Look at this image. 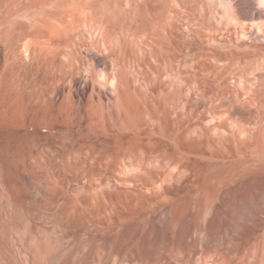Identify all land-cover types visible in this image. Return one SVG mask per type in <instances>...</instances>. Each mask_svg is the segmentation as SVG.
<instances>
[{"label": "rangeland", "instance_id": "obj_1", "mask_svg": "<svg viewBox=\"0 0 264 264\" xmlns=\"http://www.w3.org/2000/svg\"><path fill=\"white\" fill-rule=\"evenodd\" d=\"M13 1L21 0L0 1V264H264V8L256 0H169L177 12L159 11L168 30L151 35L160 43L145 56L129 48L128 65L114 66L115 54L99 51L81 27L71 42L78 61L68 70L61 51L42 52L38 41L51 43V35L38 39L24 12L8 9ZM22 41L32 42L28 56ZM56 67H66L65 79ZM118 67L141 117L117 115L107 92L93 101L108 116L101 108L105 118L93 122L80 102L90 106L97 70L111 76ZM70 100L78 124L60 112Z\"/></svg>", "mask_w": 264, "mask_h": 264}, {"label": "bare ground", "instance_id": "obj_2", "mask_svg": "<svg viewBox=\"0 0 264 264\" xmlns=\"http://www.w3.org/2000/svg\"><path fill=\"white\" fill-rule=\"evenodd\" d=\"M1 1V0H0ZM22 1V0H21ZM21 1H19V2H15V1H13L10 5H9V7H8V9L9 10H11V12H13V11H23L24 12V14L23 15H21V17H23V18H25L28 22L26 23L25 21H24V24H26V26L29 28V27H34V28H36V31H35V34H36V37L39 39V38H45L44 37V34H45V32L46 33H48V34H50L51 35V40H53V41H51L50 40V42L52 43V42H54V41H58V40H60L61 38L60 37H62V39L59 41V44H51V43H49V41H38V46H39V48L42 50V52H44V51H46L49 55H51V56H56V55H54V52H56V51H61L63 54H61V55H63L65 58H66V64L68 63L69 65V68H68V70L69 69H71L72 67H71V65L73 64V62L75 61V59H77V58H75V51H74V53L71 51V42L73 41V43H75L74 42V39L73 38H77L78 36H76V37H74L75 35H77L78 34V31H79V29H81V27H83L84 29H81V30H84V32L87 30L88 32H89V36H91L92 37V39H95V45H97L98 46V48H99V51L100 50H102L103 52L105 51V52H107V53H113V54H115V56H114V58L113 59H115V60H113L114 61V66H117V61H119V63L120 64H122V65H124L125 64V62H127L126 61V59H128V57H127V53H128V50H129V48H131L132 50H133V53H131V56H132V54H135V56L136 55H138V54H136V53H134V52H136L135 50H137L139 53H141V55H144L145 56V53H147V51H148V47H151V51H153L152 49H154L152 46L153 45H155V44H158V43H160V42H158V41H153V37L151 36V35H154V36H158L159 34V36H160V38L163 36V34L164 33H162L161 31H164L165 30V28L168 26V25H166V27H164V23L165 22H167L166 20H163L165 17H162V15H160L159 14V11H163L166 7V9H167V11L170 13V10H168L169 8V5H167L168 4V2H169V4H170V2L171 1H169V0H26V1H23V2H21ZM173 1V0H172ZM174 1H176V0H174ZM225 1V0H224ZM179 2V1H178ZM225 3V2H224ZM224 3H223V5H224ZM176 4H177V2H176ZM176 4H175V6L173 5V8H177L176 7ZM256 4L260 7V9L261 8H264V0H256ZM232 5V4H231ZM171 9V8H170ZM226 9V8H225ZM177 10V9H176ZM38 11H39V13L41 14H44L43 16H44V19L43 20H40L39 19V17H38ZM165 11V10H164ZM167 12V13H168ZM172 13H170V14H173L174 12H177V11H175V10H173V11H171ZM5 13H6V10H5ZM14 13V12H13ZM16 13V12H15ZM14 13V14H15ZM165 13H166V11H165ZM175 14V13H174ZM13 15V14H12ZM167 15V14H166ZM178 15H179V9H178ZM47 16H50V17H54L53 18V21L52 20H50V19H47ZM176 16V15H175ZM175 16H173L174 18H176ZM4 17H5V15H4ZM8 17H9V15H8ZM56 17H59V18H56ZM167 20H169V19H167ZM175 20V19H174ZM174 20H173V23H174ZM40 21H44L45 23L47 22L48 24H45V25H53V26H50V27H53L54 29H55V33H51V32H53V31H50L51 29H46L45 28V26H41L40 25ZM55 21V22H54ZM165 21V22H164ZM169 22V21H168ZM171 22V21H170ZM173 23H171L172 24V27L173 26H176V25H173ZM23 24V23H22ZM166 24V23H165ZM256 24V22L254 23V25ZM19 26V25H18ZM19 29V28H18ZM17 29V30H18ZM53 29V30H54ZM49 30V31H48ZM151 30H152V32H151ZM168 30V29H167ZM167 30H165V31H167ZM169 30H171V29H169ZM164 31V32H165ZM256 31V30H255ZM26 32H28V31H26ZM31 32V31H30ZM81 32V31H80ZM173 32V31H172ZM171 32V33H172ZM2 33V32H1ZM29 33V32H28ZM162 33V34H161ZM4 34V33H3ZM21 34V33H20ZM23 34H27V33H24V31H23ZM166 34H168V35H171V34H169V33H166ZM173 34V33H172ZM5 35V34H4ZM43 35V36H42ZM55 35H57L58 37H56ZM62 35H66V36H68V39H64V38H67V37H64V36H62ZM79 35V34H78ZM175 35V34H174ZM15 35H13V37H14ZM21 36V35H20ZM28 36V35H27ZM53 36H55L56 38H54V39H52V37ZM176 36V35H175ZM26 37V36H25ZM29 37V39H31V37H35V36H28ZM35 37V38H36ZM48 37H49V35H48ZM47 36H46V38H48ZM83 37V36H82ZM21 38V37H20ZM19 38V39H20ZM32 38V39H33ZM87 38V37H86ZM155 38V37H154ZM159 38V37H158ZM78 39H80V37H78ZM155 39H157V38H155ZM171 39V38H170ZM9 40V39H8ZM26 41V40H25ZM161 42L163 41V40H160ZM164 41H165V39H164ZM164 41H163V43H161V44H164ZM168 41V40H167ZM23 42V41H22ZM48 42V43H47ZM78 42V41H77ZM76 42V43H77ZM88 42V41H87ZM152 42H155V44H152ZM158 42V43H157ZM172 42V41H171ZM174 42V41H173ZM24 43L25 42H23L22 43V47H24ZM79 43V42H78ZM92 43V42H91ZM90 44V43H89ZM151 44H152V46H151ZM161 44H159V46L161 45ZM33 45H36V44H33ZM80 45V44H79ZM91 45V44H90ZM165 45V44H164ZM171 45H173L172 43H171ZM78 46V45H77ZM77 46H73V48L75 47V48H77L78 49V47ZM83 46V45H82ZM85 46H86V43H85ZM88 46V45H87ZM177 46V45H176ZM31 47H32V42H27V44L25 45V47L24 48H26V52H24V53H26L27 55L26 56H28L29 55V53H30V51H31ZM61 47H66V51H67V53H65L64 51H63V49L61 48ZM81 47V46H80ZM92 48H93V46H91ZM91 47H89V48H91ZM171 47H173V46H171ZM180 47V46H179ZM23 48V49H24ZM61 48V49H60ZM88 47H87V49H89ZM163 48H165V46L163 47ZM34 49H37V47L36 48H34ZM60 49V50H59ZM68 49H70V50H68ZM157 49V48H156ZM25 50V49H24ZM44 50V51H43ZM164 50V49H163ZM36 51V50H35ZM78 51V50H77ZM101 51V52H102ZM37 52H39V51H37ZM100 52V53H101ZM131 52V51H130ZM154 52V51H153ZM46 53V54H47ZM99 53V54H100ZM152 53V52H151ZM151 53H149L148 52V54H151ZM77 54H78V52H77ZM153 54V53H152ZM151 54V55H152ZM103 55V54H102ZM140 54H139V56H141ZM154 55L155 54H153L152 55V57H154ZM157 55V54H156ZM134 56V57H135ZM76 57H79V56H76ZM130 57V56H129ZM134 57H133V59H134ZM46 58V57H45ZM56 58V57H55ZM85 58V57H84ZM137 58H138V56H137ZM140 58V57H139ZM138 58V59H139ZM145 58V57H144ZM54 59V58H53ZM89 59V58H88ZM131 59H132V57H131ZM141 59L143 60V56L141 57ZM156 59H157V57H156ZM101 60V59H100ZM137 60V59H136ZM145 60V59H144ZM148 60V59H147ZM149 60H151L150 58H149ZM148 60V61H149ZM77 61H78V59H77ZM132 60H130L129 62H131ZM140 61V60H139ZM52 62V61H51ZM137 62V61H136ZM144 62V61H143ZM155 62H157V60L155 61ZM99 62L98 61H95V64H98ZM140 63H142V62H140ZM146 63L147 62H145V65H146ZM151 63H152V61H151ZM217 63V62H216ZM51 64V63H50ZM49 64V65H50ZM65 64V65H66ZM105 64V63H104ZM111 65H112V63H110ZM64 65V66H65ZM106 66H107V63L105 64ZM122 65H121V67H122ZM125 65H128L127 63L125 64ZM160 65H162V64H160ZM202 65V64H201ZM101 66V65H100ZM148 66V65H147ZM156 66V65H155ZM121 67H118L117 69H119V70H115V72H114V74L112 75V73H111V76H109L108 75V73L106 72V71H104V70H100V71H96V80H95V78L93 79V80H95L96 82H97V84H95L94 83V85L93 86H91L92 87V92H89L90 94L92 93V95L90 96L89 94V96H90V98H91V100H89L90 101V106L87 104H84L83 105V103H81L80 102V104H81V106H82V108H84L85 110H86V114H88V118L89 119H91V118H94V116H95V114H96V118H97V114L98 115H107V113L104 111V107L106 106H103V104H102V106L100 107H98V106H94L95 104L96 105H101V104H97V103H99V100L100 99H103L104 97L103 96H105L106 94H107V92H111L112 93V95L111 96H113L112 97V101H113V99L115 100V101H113V102H115V104H113V105H116V102H117V104H118V106H119V112H118V110H117V115H119L118 113H121V110H123V112H124V110L125 111H134L135 112V110L137 111V113H139V110L140 109H136V108H139V106L137 107V104L138 105H140L139 104V102H137V100H136V98H134V100H132L133 99V97H135L134 95V92H131L132 90L130 89V85L132 84V83H130L129 82V80L130 79H128V74L125 72V70L123 69V68H121ZM124 67V66H123ZM135 67V66H134ZM150 67V66H149ZM148 67V68H149ZM159 67V66H158ZM57 68V67H56ZM56 68H55V71H57L58 73H60L61 75H62V77L64 78L65 76H66V72L67 71H65L64 70V68H66V67H58L57 68V70H56ZM147 68V69H148ZM212 68V67H211ZM92 69H95V68H92ZM97 69V68H96ZM102 69V68H101ZM107 69V68H106ZM113 69H115V67L113 68ZM122 69V70H121ZM142 69V68H141ZM151 69V68H150ZM155 69V68H154ZM160 69V68H159ZM42 70V69H41ZM53 70V69H52ZM73 70V69H72ZM146 70V69H145ZM149 70V69H148ZM152 70V69H151ZM129 71V70H128ZM147 71V70H146ZM153 71V70H152ZM74 71H72L71 73H73ZM109 72V71H108ZM143 72V71H142ZM154 72V71H153ZM76 73V72H75ZM146 73V72H145ZM144 73V74H145ZM161 73V72H160ZM159 73V74H160ZM91 74L94 76V74H95V71L94 70H92V72H91ZM129 74H130V72H129ZM156 74H157V76H158V72H156ZM168 74V73H167ZM169 75H170V73H169ZM156 76V77H157ZM95 77V76H94ZM130 77H133V76H130ZM145 76H143V78H144ZM163 77V76H162ZM134 78V77H133ZM137 78V77H136ZM136 78H134V79H136ZM158 78V77H157ZM169 78V77H168ZM65 79V78H64ZM79 79V78H78ZM90 79H92V77L90 78ZM140 79H142L141 78V76H140ZM145 79V78H144ZM159 79H161V78H159ZM158 79V80H159ZM67 80V79H66ZM134 81V80H133ZM156 81V80H155ZM89 82H91L90 80H89ZM148 82V81H147ZM61 83V82H60ZM69 84H70V82H69ZM71 84H72V82H71ZM130 84V85H129ZM20 85V84H19ZM19 85H17V87L19 86ZM89 85L90 84H88V82L86 83L85 82V84H84V86H83V88H81V90H80V88L78 89L79 91H81V94L82 95H84L85 94V92L88 90V87H89ZM151 85V84H150ZM57 86V85H56ZM62 86V85H61ZM80 86V85H79ZM20 87V88H19ZM18 87V90L19 89H21L22 88V86H19ZM138 87H139V84H138ZM137 87V88H138ZM132 88V87H131ZM72 89V88H71ZM139 89V88H138ZM153 89V88H152ZM18 90H17V92H18ZM136 89H134V91H135ZM143 91V90H142ZM141 91V92H142ZM147 91V90H146ZM145 91V92H146ZM154 91V90H153ZM152 91V92H153ZM71 92V91H70ZM69 92V93H70ZM140 92V93H141ZM21 93V92H20ZM44 93V92H43ZM43 93H41V94H43ZM159 93V92H158ZM45 95H46V93H44ZM70 94H72V93H70ZM109 94V93H108ZM134 94V95H133ZM148 94V93H147ZM150 94V93H149ZM157 94V93H156ZM74 95V94H73ZM78 95V94H77ZM141 95H142V93H141ZM151 95V94H150ZM149 95V96H150ZM155 95V94H154ZM160 95V94H159ZM47 96V95H46ZM76 96V95H75ZM94 96H97L98 98H99V100H98V102H94L93 101V98H94ZM146 96V98H147V95H145ZM155 96H157V95H155ZM167 96V95H166ZM45 97V96H44ZM69 97V96H68ZM71 97V96H70ZM73 97V96H72ZM103 97V98H102ZM142 97H144V96H142ZM40 98V97H39ZM145 98V99H146ZM168 98V97H167ZM167 98H164V100H167ZM68 99H70V98H68ZM81 99V98H80ZM86 99V98H85ZM109 99V98H108ZM144 99V100H145ZM156 99H157V97H156ZM159 99V98H158ZM157 99V100H158ZM66 100H67V98H66ZM77 100H78V97H77ZM82 100V99H81ZM154 100V99H153ZM160 100H162V99H160ZM159 100V101H160ZM173 100V99H172ZM172 100H170L171 102H172ZM176 100V99H175ZM47 101H49L50 102V100L49 99H47ZM61 101V100H60ZM76 101V100H75ZM86 101H88V100H86ZM95 101H97L96 99H95ZM102 101V100H101ZM100 101V102H101ZM108 101H110V100H108ZM135 101L137 102V103H135ZM155 101V100H154ZM39 103H40V101H38ZM45 102V101H44ZM48 102V103H49ZM53 102V101H52ZM51 102V103H52ZM83 102V101H82ZM144 102V101H143ZM146 102H148V101H146ZM153 102V101H152ZM42 103V102H41ZM77 103V102H76ZM94 103V104H93ZM112 103V102H111ZM155 103V102H154ZM161 103V102H160ZM163 103V102H162ZM54 104V103H53ZM64 104V105H63ZM80 104H79V106H80ZM106 104V103H105ZM133 104H134V106L135 107H133ZM144 104V103H143ZM173 104V103H172ZM178 104V103H177ZM50 105V104H49ZM61 105H63V106H61V111L60 112H63V115H64V119L65 120H67L68 122H71V123H76V124H78L79 122H76V118H74L75 116V114H77L78 113V110L76 109V105H75V102H73V101H67L66 102V104L65 103H62L61 102ZM86 105V106H85ZM109 105V104H108ZM112 105V106H113ZM48 106V105H47ZM51 106H53V105H51ZM80 106V107H81ZM93 106L96 108L95 110H94V108H93ZM117 106V107H118ZM147 106V105H146ZM158 106V105H157ZM220 106V105H219ZM223 106V105H222ZM41 107H43V106H41ZM45 108H46V106H44ZM43 107V108H44ZM60 107V106H59ZM109 107H110V109H109V111L110 110H113V109H111V106L109 105ZM108 107V108H109ZM116 107V108H117ZM141 107V106H140ZM154 106H152V108H153ZM159 107V106H158ZM157 107V108H158ZM167 107V106H166ZM170 107H172L171 106V104H170ZM55 108V107H54ZM81 108V109H82ZM101 108H102V110L104 111V114H103V111L101 110ZM107 108V109H108ZM135 108V109H134ZM150 108V107H149ZM160 108V107H159ZM164 108H165V106H164ZM219 108V107H218ZM40 109H42V108H40ZM48 109H49V107H48ZM47 109V110H48ZM118 109V108H117ZM142 110H140V111H143V108H141ZM166 109H168V111L170 110V108H166ZM46 110V111H47ZM52 110V109H51ZM76 110H77V113H76ZM101 110V112H99V111ZM149 110V109H148ZM153 110V109H152ZM155 110V109H154ZM188 110V109H187ZM212 110V109H211ZM264 110V109H263ZM42 111H43V109H42ZM45 111V112H46ZM96 111V112H95ZM98 111V112H97ZM107 111V110H106ZM145 111H147V110H145ZM160 111V110H159ZM158 111V112H159ZM168 111L166 110L165 111V113L167 112L168 113ZM262 111V110H261ZM55 112V111H54ZM110 112H112V111H110ZM116 112V111H115ZM134 112H133V114H134ZM151 111H149V113H150ZM190 112V111H189ZM188 112V113H189ZM48 113V112H47ZM52 113V112H51ZM59 113V112H58ZM80 113V112H79ZM102 113V114H101ZM177 113V112H176ZM175 113V115H177ZM210 113H212V112H210ZM258 113H260V111L258 112ZM261 113H263V112H261ZM60 114H62V113H60ZM81 114H83V112L81 113ZM113 114V113H112ZM124 114V113H123ZM125 114L127 115L128 113H126L125 112ZM142 114V113H141ZM151 114H153L154 115V113H152L151 112ZM186 114V113H185ZM213 114V113H212ZM216 114V113H215ZM51 115V114H50ZM80 115V114H79ZM79 115H77V116H79ZM135 115H136V113H135ZM152 115V116H153ZM161 115H163V114H161ZM182 115V114H181ZM258 115V114H257ZM255 116L254 118H256V117H258V116ZM263 115V114H262ZM84 116V115H83ZM108 116V115H107ZM139 116H140V113H139ZM59 117H60V115H59ZM81 117V116H80ZM100 117L101 116H99V119H100ZM104 117V116H103ZM127 117H128V115H127ZM141 117V116H140ZM162 117V116H161ZM165 117V116H164ZM178 117H179V115H178ZM188 117V116H187ZM186 117V115H185V119L187 118ZM260 117V116H259ZM258 117V119L260 120V118ZM263 117H264V115H263ZM105 118V117H104ZM107 118V117H106ZM108 118H110V117H108ZM107 118V119H108ZM154 118V117H153ZM166 118V117H165ZM181 118V117H180ZM184 118V117H183ZM98 118H97V120H99ZM112 119H115V118H112ZM128 119V118H127ZM132 119H135V116H134V118H132ZM184 119V120H185ZM228 119V118H227ZM257 119V118H256ZM255 119V120H256ZM78 120V119H77ZM81 120V119H80ZM94 120V119H93ZM92 119H91V121H93ZM101 120H103V118H101ZM136 121H137V119H135ZM134 120V121H135ZM139 120V119H138ZM158 120H159V118H158ZM181 120V119H180ZM258 120V122L260 123L261 121H259ZM263 120H264V118H263ZM66 121V122H67ZM96 121V120H95ZM100 121V120H99ZM113 121H115V120H113ZM132 121V120H131ZM130 121V122H131ZM165 121H167V120H165ZM186 121V120H185ZM86 122H87V120H86ZM94 122V121H93ZM129 122V121H128ZM127 122V123H128ZM138 122L139 121H137V123L136 124H138ZM177 122V121H176ZM175 122V123H176ZM179 122V121H178ZM182 122V121H181ZM187 122V121H186ZM264 122V121H263ZM74 123V124H75ZM92 123V122H91ZM96 123V122H95ZM227 123H229V122H227ZM242 123V122H241ZM70 124V123H69ZM68 124V125H69ZM98 124V123H97ZM96 124V125H97ZM181 124V123H180ZM179 124V125H180ZM191 124V123H190ZM198 123H196V125H197ZM211 124V123H210ZM94 126V124L92 123L91 124V126ZM129 125V124H128ZM159 125H160V123H159ZM159 125H158V128H159ZM166 125V124H165ZM199 125V124H198ZM222 125V124H221ZM229 125V124H228ZM85 126V125H84ZM90 126V129H93V131H94V129H95V127L96 126H94V128L93 127H91ZM136 126V125H135ZM181 126V125H180ZM183 126V125H182ZM193 126H195V125H193ZM256 126V125H255ZM255 126L253 127V128H255ZM128 127V126H127ZM164 127V126H163ZM196 127V126H195ZM194 127V128H195ZM167 128V127H166ZM247 128V127H246ZM89 129V131H92V130H90ZM174 129V128H173ZM197 129V131H198V129H201V128H196ZM222 129V128H221ZM229 129V128H228ZM231 129V128H230ZM248 129V128H247ZM252 129V128H251ZM95 130H97V128L95 129ZM163 130H166V129H164L163 128ZM187 130V129H186ZM212 130V129H211ZM226 130V129H225ZM171 131V130H170ZM170 131H169V133H170ZM174 131V130H173ZM222 131V130H221ZM261 131V130H260ZM264 131V130H263ZM134 132V131H133ZM159 132V131H158ZM163 132V131H162ZM162 132L160 131V134H162ZM186 132V131H185ZM210 132V131H209ZM208 132V133H209ZM254 132H256V131H254ZM94 133V132H93ZM165 133H167V132H165ZM195 133H197V132H195ZM214 133V132H213ZM219 133V132H218ZM229 133V132H228ZM245 133V132H244ZM133 134H135L136 136H137V134L136 133H133ZM159 134V133H158ZM171 134H173V133H171ZM232 134V133H231ZM256 134H257V132H256ZM262 134V133H261ZM260 134V135H261ZM119 135V134H118ZM175 135V134H174ZM208 135V134H207ZM212 135V134H211ZM228 135V134H227ZM259 135V134H258ZM134 136V135H133ZM162 136H164V135H162ZM204 136H206V135H204ZM223 136H224V132H223ZM118 137V136H117ZM131 137V136H130ZM166 137V136H165ZM168 137H169V135H168ZM173 137V136H172ZM132 138V137H131ZM130 138V140H128V142L130 141L131 142V139ZM137 138V137H136ZM177 138H179L178 136H177ZM176 138V139H177ZM201 138V137H200ZM211 138V137H210ZM246 138H249L248 136H246ZM258 138V137H257ZM118 140H119V138H117ZM122 139V138H121ZM134 139V138H133ZM171 139V138H170ZM206 139V138H205ZM219 139V138H218ZM222 139V138H221ZM259 139H260V137H259ZM117 140V141H118ZM213 140H214V138H213ZM226 140V139H225ZM134 141L136 142V139H134ZM178 141V140H177ZM197 141V140H196ZM201 141V140H200ZM200 141H198V142H200ZM219 141V140H218ZM259 141V140H258ZM261 141V140H260ZM264 141V140H263ZM123 142V141H122ZM222 142V141H221ZM257 142V141H256ZM220 143V142H219ZM225 143V142H224ZM229 143V142H228ZM237 143V142H236ZM253 143V142H252ZM261 143V142H260ZM128 144V143H127ZM176 144V143H175ZM196 144V143H195ZM199 144V143H198ZM216 144V143H215ZM121 145H123L122 143H121ZM121 145H116V146H119V148H121L122 149V147L123 146H121ZM128 145H130V144H128ZM177 145L179 146V144H178V142H177ZM176 145V146H177ZM181 145V144H180ZM218 145V144H217ZM221 145H222V143H221ZM259 145V143L257 144V146ZM121 146V147H120ZM127 146V145H126ZM131 146V145H130ZM177 146V147H178ZM214 146V145H213ZM223 146V145H222ZM227 145H225V147H226ZM231 146V145H230ZM237 146V145H236ZM235 146V147H236ZM243 146V145H242ZM260 146V145H259ZM224 147V148H225ZM244 147V146H243ZM251 147H253V146H251ZM255 147V146H254ZM260 147H262V146H260ZM124 148V147H123ZM134 148V147H133ZM214 148V147H213ZM221 148H223V147H221ZM220 148V149H221ZM229 148V147H228ZM237 149V148H236ZM235 149V151H237ZM239 149V148H238ZM262 148H260V150H261ZM218 150H219V148H218ZM223 150V149H222ZM225 150H227V149H225ZM233 150V149H232ZM243 150V149H242ZM248 150V149H247ZM122 151H124V152H126L127 151V149H123ZM176 151H178V150H176ZM185 150H181V152H180V150H179V152L180 153H186V151L184 152ZM231 151V150H230ZM251 151H254V150H252L251 149ZM250 151V152H251ZM131 152V151H130ZM222 152V151H221ZM224 152V151H223ZM238 152V151H237ZM242 152H244V151H242ZM245 152H247L246 150H245ZM259 152H261L262 153V151H259ZM180 153H176V154H180ZM189 153V152H188ZM255 153H257V151L255 152ZM118 154V153H117ZM124 154V153H123ZM173 155H170V154H168V153H166V158H169L168 157V155H170V158H174V157H172V156H174V154H175V152L174 153H172ZM223 154V153H222ZM233 154V153H232ZM236 154V153H235ZM238 154V153H237ZM244 154V153H243ZM242 154V155H243ZM182 155V154H181ZM181 155H178L179 157L181 156ZM258 155H260V153L258 154ZM183 156V155H182ZM241 156V155H240ZM254 156L255 157H257V155H255L254 154ZM254 156H251V157H254ZM261 156H263L262 154H261ZM162 157V156H161ZM164 157V156H163ZM178 157V158H179ZM166 158H163V159H166ZM175 158H177L176 156H175ZM182 157H180L179 158V161H180V159H181ZM183 158H185V157H183ZM239 158V157H238ZM241 158V157H240ZM242 158H244V156L242 157ZM161 159V158H160ZM186 159V158H185ZM167 160V162L166 163H168L169 161V159H166ZM165 160V161H166ZM175 159H173V161H174ZM178 160V159H177ZM182 160H184V159H182ZM236 160H238L237 158H236ZM245 160V159H244ZM250 160H252V159H250ZM164 161V160H163ZM179 161H176L177 162V164H178V162ZM242 161V160H241ZM241 161H238V162H240L241 163ZM248 161V160H247ZM255 161H256V159H255ZM161 162V161H160ZM184 162V161H183ZM183 162H182V164H183ZM243 162V161H242ZM246 162V161H245ZM244 162V163H245ZM251 161H249V163H250ZM166 163H165V165H166ZM171 163V162H170ZM173 163H175V162H172V164ZM251 163H253V161L251 162ZM161 164H162V162H161ZM171 164V165H172ZM254 164V163H253ZM179 165H181V163L179 164ZM246 165H249L248 163L246 164ZM257 165V164H256ZM255 165V166H256ZM162 166V165H161ZM169 167H171L170 165H168ZM175 166H177V165H175ZM238 166H240V165H238ZM243 166V165H242ZM164 167V166H163ZM173 167V166H172ZM181 167V166H180ZM183 168V167H182ZM228 168V167H227ZM240 168V167H239ZM244 168V167H243ZM258 168V167H257ZM232 169V168H231ZM240 169H242V168H240ZM249 169H251V168H249ZM254 169V168H253ZM256 169V168H255ZM230 169H227V171H229ZM170 171V170H169ZM171 171H173V170H171ZM170 171V172H171ZM232 171V170H231ZM240 171H242V170H240ZM240 171H237L238 173L240 172ZM258 171V170H257ZM167 172V171H166ZM230 172V171H229ZM249 172H251V170L249 171ZM253 172H254V170H253ZM258 172H260V171H258ZM257 172V173H258ZM222 173H220V175H221ZM230 175H231V172L229 173ZM237 174V173H236ZM243 173H241V175H242ZM245 174H247L246 172H245ZM245 174H244V176H245ZM252 174H255L256 175V172H254V173H252ZM259 174H261V172L259 173ZM258 174V175H259ZM215 175H217V174H215ZM239 175V174H238ZM241 175H239V177H244V176H241ZM257 175V176H258ZM171 176V175H170ZM228 176V175H227ZM173 177V176H172ZM215 177V176H214ZM223 177H225V176H223ZM228 177H230V176H228ZM227 177V178H228ZM233 177V176H232ZM238 176H237V178H239ZM248 177V176H247ZM247 177H245V178H247ZM254 177V176H253ZM256 177V176H255ZM216 178H217V176H216ZM222 178V177H221ZM227 178L225 179V180H227ZM234 178H236V177H234ZM229 179H231V178H229ZM243 179V178H242ZM234 180V179H233ZM236 180H238V179H236ZM241 180V179H240ZM239 180V181H240ZM217 181H218V178H217ZM227 181H232V180H227ZM226 181V182H227ZM235 183V182H234ZM228 185L230 184V183H227ZM203 185V187H204V189H205V185L204 184H202ZM223 187H224V185H223ZM199 188V187H198ZM224 189V188H223ZM198 190V189H197ZM202 191H203V189H201ZM201 191V192H202ZM201 192H200V195H203V194H201ZM207 193H208V191H206ZM205 195V194H204ZM201 197H203V196H201ZM205 197V196H204ZM203 199V198H202ZM199 200L200 199H198V202H199ZM202 201V200H201ZM207 202H208V200H207ZM199 204V203H198ZM203 204H204V202H203ZM205 204H207V203H205ZM205 204L203 205V206H205ZM199 206H200V204H199ZM203 206H200L201 208H203Z\"/></svg>", "mask_w": 264, "mask_h": 264}]
</instances>
